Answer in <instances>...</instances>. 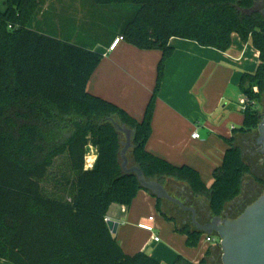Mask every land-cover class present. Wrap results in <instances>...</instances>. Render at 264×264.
<instances>
[{"label": "trees", "instance_id": "trees-1", "mask_svg": "<svg viewBox=\"0 0 264 264\" xmlns=\"http://www.w3.org/2000/svg\"><path fill=\"white\" fill-rule=\"evenodd\" d=\"M92 2L106 6L111 19L122 18L116 33L125 41L162 52L156 87L142 121L89 94V80L103 55L35 30L37 0H7V10L0 12V259L11 264H162L143 252L126 255L106 222L111 205L131 207L143 190L137 177L122 169L124 135L117 125L133 131L131 155L147 179L166 189L170 181L186 184L195 198L208 202L212 216H221L252 176L237 135L255 133L262 120L257 106L264 99V17L251 13L256 0ZM234 34L251 41L259 52V65L255 73L242 75L244 122L224 139L228 149L208 187L197 170L170 164L149 153L146 144L166 64L174 54L170 40L192 41L226 53ZM90 148L97 159L86 170ZM67 152L70 174L57 184L65 188L73 184L71 203L48 198L41 185L55 160ZM163 202L157 199L165 216L160 210ZM167 219L175 223L177 233L187 236L189 247H197L205 236ZM205 262L206 257L199 264ZM173 264L194 263L178 256Z\"/></svg>", "mask_w": 264, "mask_h": 264}, {"label": "crops", "instance_id": "crops-1", "mask_svg": "<svg viewBox=\"0 0 264 264\" xmlns=\"http://www.w3.org/2000/svg\"><path fill=\"white\" fill-rule=\"evenodd\" d=\"M37 2L33 21L35 30L58 36L60 40H70L103 55L89 80L88 93L117 105L132 118L142 121L156 87L162 52L142 50L125 40L110 51L115 39L121 37L116 30H120L122 18L111 19L107 15H111L107 7L97 6L92 0ZM6 10L7 0H0V12ZM170 46L174 54L166 64L146 150L174 166H189L197 170L202 181L211 187L213 172L222 164L228 149L224 139L232 137L234 129L243 125L240 104L245 97L239 84L244 73L256 72L259 52L251 41L243 42L237 34L232 36L231 49L226 53L179 38H172ZM262 106V102L257 106L261 113ZM195 133L199 134V139H193ZM254 136L256 132L237 135V144L243 155L245 143ZM96 159V150L90 148L85 169H92ZM68 163L67 152L55 160L46 180L41 182L43 193L48 198L72 202L74 192L71 190L68 194L67 188L57 184L64 180L66 173L70 174ZM169 184L196 204H203L210 213L208 202L195 198L186 184L175 181ZM157 211V199L144 190L138 193L131 207L111 205L106 219L118 224L116 240L123 252L129 256L143 252L162 264H173L178 256L199 264L214 246L206 251L202 247L190 249L187 236L177 234L175 223ZM152 215L156 216L152 223L155 234L158 236L159 232H164L166 244L160 245L161 241L155 242L149 232L139 228V224ZM0 264L11 263L0 259Z\"/></svg>", "mask_w": 264, "mask_h": 264}, {"label": "water", "instance_id": "water-1", "mask_svg": "<svg viewBox=\"0 0 264 264\" xmlns=\"http://www.w3.org/2000/svg\"><path fill=\"white\" fill-rule=\"evenodd\" d=\"M263 1L256 0L251 13H260L264 17V9L258 8ZM117 129L125 137L120 154L125 174L135 175L140 187L156 199L175 204L185 213L190 212L192 226L197 232L205 236H217L221 240L219 247L223 264H264V192L237 218L228 217L226 211L221 216H212L210 212L209 221L201 223L195 207L185 205L181 199L172 196L165 186L147 179L138 166L130 164L128 153L133 147V131L121 125H117ZM256 136V143L262 147L261 153L264 154V109ZM107 225L112 237L116 239L118 224L108 221Z\"/></svg>", "mask_w": 264, "mask_h": 264}, {"label": "rangeland", "instance_id": "rangeland-1", "mask_svg": "<svg viewBox=\"0 0 264 264\" xmlns=\"http://www.w3.org/2000/svg\"><path fill=\"white\" fill-rule=\"evenodd\" d=\"M262 104H263V106L261 108L264 109V100L262 101ZM123 142H125V137H124V141ZM128 159H129V162H131L130 164L133 166L134 164H133V158H132V155H131V151H129V153H128ZM60 162H61V160H60ZM57 163H59V161ZM254 181L255 180H254L253 177H249L247 179V181H246V184L249 182V184L252 185V184H254ZM262 183H261V186H259V188H257V190L255 191V193H251L249 189L244 190V188H243V192H242L243 194L240 197H242V196L244 197V202H243L242 205L234 207L233 210L229 213V215H231L232 218H237L238 216H240L249 205H251L252 203H254L263 194V192H264V180H262ZM67 187L68 188H67L66 191L69 194L71 192V190H73V184H71V185H69ZM166 187H167L169 193L172 196L181 199V194L178 193L175 190V188H173V185L167 184ZM160 210L165 214V216L167 218H173L179 228H182L184 226H191V227H193L192 226L191 219L190 220H187L186 221L187 223L185 225L183 224V222L186 219V217L188 216V214L185 213V212H183L177 205L172 204V203H169L167 201H164L162 203V206L160 207ZM157 214H159L160 216H162L161 213L158 212V211H157ZM152 217L153 218H156L155 215H152ZM167 224H168V222H167ZM164 234H165L164 232L163 233L162 232L161 233L159 232V234H158V238L161 241V244L160 245L166 244V237H165ZM177 234H179V233H177ZM198 247L204 248L205 251L210 248V245L207 244L206 241H205V236H203L201 238V240L199 241L197 247H193V248L192 247H189V248L192 249V250H195ZM210 254H213L214 256H217L218 258H222V251H221V249H220L219 246L218 247H215V246L212 247L210 249ZM178 255H181V254H178Z\"/></svg>", "mask_w": 264, "mask_h": 264}, {"label": "flooded vegetation", "instance_id": "flooded-vegetation-1", "mask_svg": "<svg viewBox=\"0 0 264 264\" xmlns=\"http://www.w3.org/2000/svg\"><path fill=\"white\" fill-rule=\"evenodd\" d=\"M258 8L260 10L264 9V1L260 3ZM256 139H257V136L249 138L243 147L244 157L252 168L251 177H253L255 180L254 184L251 185L248 182L247 184L244 185L243 188L244 190L249 189L251 193H255L257 188L261 186L262 180H264V154L261 153L262 147L257 145ZM257 180L261 182H258ZM181 200L184 202L185 205L196 208L199 222L207 223L209 221L208 219L209 214L207 213L206 208L203 204L198 205L193 200L188 199L185 195H181ZM243 202H244L243 196L239 197L235 202H233L232 205L229 206V211L226 212L228 217L232 218V216L229 215V213L233 210L234 207L242 205ZM186 213L188 214V216L184 220L185 223H187L186 222L187 220L191 219V213L190 212H186ZM215 247H218V246H215ZM205 264H223V263H222V258H218L217 256H214L213 254H209L208 256H206Z\"/></svg>", "mask_w": 264, "mask_h": 264}, {"label": "built area", "instance_id": "built-area-1", "mask_svg": "<svg viewBox=\"0 0 264 264\" xmlns=\"http://www.w3.org/2000/svg\"><path fill=\"white\" fill-rule=\"evenodd\" d=\"M121 41H124L123 37H119V38L115 39V41L113 42L112 46L110 47V51H114ZM254 91L257 92V88H255ZM246 102H247L246 98H244L241 101V104H240V109L241 110L245 109ZM192 137H193V139H199L200 138L198 133L193 134ZM106 222H108L107 219H106ZM153 222H154V218L153 217H149L146 222H142L141 224H139V228L144 230V231H146V232H149L152 235L153 240L155 242H159L160 240H159L158 236L155 234V230L156 229L152 225ZM205 241L210 246H220V242H221V240L215 235L205 236Z\"/></svg>", "mask_w": 264, "mask_h": 264}]
</instances>
